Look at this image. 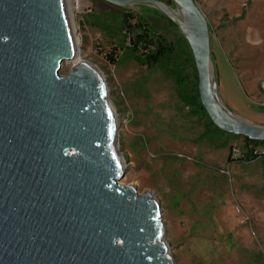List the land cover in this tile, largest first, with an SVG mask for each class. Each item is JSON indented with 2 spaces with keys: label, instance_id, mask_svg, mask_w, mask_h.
<instances>
[{
  "label": "water",
  "instance_id": "95a60500",
  "mask_svg": "<svg viewBox=\"0 0 264 264\" xmlns=\"http://www.w3.org/2000/svg\"><path fill=\"white\" fill-rule=\"evenodd\" d=\"M148 8L192 55L213 126L264 144V125L222 103L210 30L194 0H102ZM66 0H0V264H175L158 202L119 181L116 118L106 83L79 62Z\"/></svg>",
  "mask_w": 264,
  "mask_h": 264
},
{
  "label": "rangeland",
  "instance_id": "374dc122",
  "mask_svg": "<svg viewBox=\"0 0 264 264\" xmlns=\"http://www.w3.org/2000/svg\"><path fill=\"white\" fill-rule=\"evenodd\" d=\"M194 2L209 26L222 103L240 118L264 125V0ZM66 4L79 61L101 74L114 110L115 148L125 172L119 184L158 202L175 264H264L261 162L239 160L245 153L242 139L208 130L203 118L192 115L162 67L140 66L127 52L118 57L117 17L124 10L102 0ZM132 13L143 16L179 55L187 50L164 16L142 7ZM180 62L191 76L190 66ZM73 65L64 62L60 74Z\"/></svg>",
  "mask_w": 264,
  "mask_h": 264
},
{
  "label": "trees",
  "instance_id": "16d2710c",
  "mask_svg": "<svg viewBox=\"0 0 264 264\" xmlns=\"http://www.w3.org/2000/svg\"><path fill=\"white\" fill-rule=\"evenodd\" d=\"M159 1L168 3V0ZM117 20L116 27L122 34V44L119 47L122 52H120L118 57L122 58L124 56L123 52H127L128 58L140 66L148 68L153 66L162 67L165 72L173 77L177 90L180 92L182 103L185 107L190 108V113L203 118L208 130L215 129L219 132L210 122L200 104L197 90V75L187 44V50L179 55L175 46L167 42L140 14L123 11L117 17ZM104 28L108 29V26L104 25ZM109 59L113 63L115 62L111 56ZM180 59L183 61V64L189 65L192 69L191 76L184 74L182 71ZM242 141L245 153L238 159L247 162L259 160L264 166V151L258 150V147H264V144L252 142L248 139H242Z\"/></svg>",
  "mask_w": 264,
  "mask_h": 264
},
{
  "label": "bare ground",
  "instance_id": "6f19581e",
  "mask_svg": "<svg viewBox=\"0 0 264 264\" xmlns=\"http://www.w3.org/2000/svg\"><path fill=\"white\" fill-rule=\"evenodd\" d=\"M68 20H69V18H68ZM69 23H70V21H69ZM70 30H71V33H72V27H71V25H70ZM72 36H73V33H72ZM73 40H74V44H75V47H76V51L77 52H76V55H75V57L73 58V60L71 62L75 65V64L79 63L80 61H79L78 49H77L78 41H77V39L74 38V36H73ZM119 158H120V156H119ZM120 160H121V158H120ZM121 162H122V160H121ZM122 166H123V162H122Z\"/></svg>",
  "mask_w": 264,
  "mask_h": 264
},
{
  "label": "built area",
  "instance_id": "2783aa9c",
  "mask_svg": "<svg viewBox=\"0 0 264 264\" xmlns=\"http://www.w3.org/2000/svg\"><path fill=\"white\" fill-rule=\"evenodd\" d=\"M261 91L264 94V82L261 84Z\"/></svg>",
  "mask_w": 264,
  "mask_h": 264
}]
</instances>
